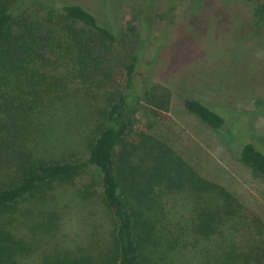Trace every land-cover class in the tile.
Returning <instances> with one entry per match:
<instances>
[{
	"label": "trees",
	"instance_id": "trees-1",
	"mask_svg": "<svg viewBox=\"0 0 264 264\" xmlns=\"http://www.w3.org/2000/svg\"><path fill=\"white\" fill-rule=\"evenodd\" d=\"M29 1L0 0V264H21L29 250L18 231L24 223L17 214L23 204L38 198V205L49 208L54 185L74 184L94 171L112 231L96 256L58 252L41 264H181L177 256L186 245L183 234L188 230L198 238L223 241L221 253L206 264H264V224L254 218L260 239L256 237L247 249L226 242L228 226L245 223L241 202L223 186L201 177L166 142L137 131L138 116L155 118L156 109L164 110L170 98L160 86L137 85L140 50L119 63L116 69L124 83L114 84L108 53L117 36L110 28L74 3L56 7L53 2L49 6L54 10L38 18L29 11ZM254 14L260 29L264 2L255 5ZM50 50L65 59L78 78L93 74L99 88L108 92L105 107L90 112L100 124L88 143L86 159L46 160L35 155L48 107L56 105L53 101L61 103L51 96L59 89L58 81L42 89L37 67L48 64L42 58ZM103 76L112 80L104 82ZM42 77L48 82L56 79ZM183 103L207 127L224 131L227 120L220 112L191 96ZM239 148V159L264 181V152L252 142ZM96 184L93 180L82 187L77 197L88 202ZM178 204L188 214L189 226L181 224L184 213L179 216Z\"/></svg>",
	"mask_w": 264,
	"mask_h": 264
},
{
	"label": "rangeland",
	"instance_id": "rangeland-1",
	"mask_svg": "<svg viewBox=\"0 0 264 264\" xmlns=\"http://www.w3.org/2000/svg\"><path fill=\"white\" fill-rule=\"evenodd\" d=\"M262 2L31 0L28 3L29 11L38 18L54 10L49 6L52 3L56 7L63 3L79 4L110 28L117 36L108 53L116 75L114 84L124 83L123 75L116 69L119 63L128 62L140 50L137 85L143 89L160 86L170 92V98L164 110L156 109L155 118L139 115L137 131L166 142L201 177L223 186L241 202L245 223L237 228L231 223L225 231V241L239 243L240 249H247L256 237L260 239L254 218L264 224V181L239 159V147L246 142L254 143L264 152V25L256 28L254 14L255 5ZM56 53L50 50L42 58L48 64L37 67L41 68L42 76L56 77L48 82L41 76L42 89L58 81L59 89L51 96L62 104L53 101L56 105L48 107L35 155L46 160L86 159L88 143L100 124L90 118V112L95 107H105L108 92L99 88L93 74L78 78L71 65ZM109 80L111 76L104 77V82ZM186 96L201 100L224 115L227 120L224 131H214L190 114L183 103ZM93 180L97 183L94 194L84 202L76 193ZM73 182L54 185L51 208L38 205V198L20 207L17 214L24 218V223L21 222L18 231L29 249L21 264H41L58 252L96 256L97 248L102 247L112 231V221L101 206L98 172L84 174ZM177 207L180 216L184 211L180 210L181 204ZM28 211L32 212L30 216ZM183 216L181 224L189 226L188 214ZM183 236L186 245L178 247L181 255L177 256L181 264H206L221 253L223 241L217 237L198 238L191 230L184 231Z\"/></svg>",
	"mask_w": 264,
	"mask_h": 264
}]
</instances>
